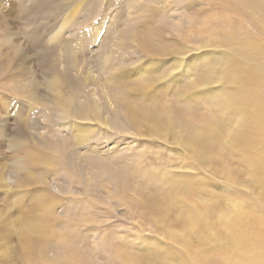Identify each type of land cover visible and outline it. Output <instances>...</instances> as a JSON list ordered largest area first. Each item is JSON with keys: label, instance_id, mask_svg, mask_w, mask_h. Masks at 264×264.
<instances>
[{"label": "rangeland", "instance_id": "rangeland-1", "mask_svg": "<svg viewBox=\"0 0 264 264\" xmlns=\"http://www.w3.org/2000/svg\"><path fill=\"white\" fill-rule=\"evenodd\" d=\"M256 1L0 0V264H127L126 253L143 250L159 251L163 264L170 247L182 248L169 235L189 204L158 219L149 204L186 195L177 185L187 181L212 230L192 241L228 248L220 219L241 203L264 204L250 165L264 153V75L255 72L264 58L239 39L262 38ZM139 34L162 53L147 54ZM151 75L164 77L143 96L171 121L167 136L138 132L124 106L108 104L111 79L131 90ZM86 100L98 102L99 117H74ZM244 109L260 114L248 143L234 136ZM75 121L91 127L76 140ZM209 126L223 147L197 154L189 140Z\"/></svg>", "mask_w": 264, "mask_h": 264}, {"label": "bare ground", "instance_id": "bare-ground-1", "mask_svg": "<svg viewBox=\"0 0 264 264\" xmlns=\"http://www.w3.org/2000/svg\"><path fill=\"white\" fill-rule=\"evenodd\" d=\"M237 1L240 4H244L249 0H237ZM255 2L259 3L256 0ZM260 8L261 10H263V14H264V5ZM236 29L237 27L232 31L233 36H231V38H234L236 40L240 39L241 42L247 44L249 46L248 50L250 52V55H252V57L255 54H258L264 58V26L261 30V35H260L262 38L256 37L255 34L251 35L252 33L249 34L250 36L249 35L245 36V34L242 33L243 37L239 38ZM152 31H153L152 29H148L146 33L153 34ZM225 35L226 34L224 33V36ZM138 38L140 39L141 46L143 47L144 50H146L147 54L156 55L157 53H162L161 51H159V48L157 46L155 47L154 44L148 42L149 40L145 38V35L139 34ZM262 57L261 59H263ZM255 66H257V69H255L256 76L264 75V65L262 66V68L258 64H255ZM238 73L242 77V72L238 71ZM149 77L150 78L145 76L144 77L145 79L142 80L145 83L139 86V88L131 89V90L121 88L123 84L120 85L121 82L119 84H116L117 81L116 78L111 79V82L114 84H110L109 88L111 90H115V93L107 95L108 104L110 105V107L112 106V103L115 104L114 106L116 107L121 108V106L122 107L124 106L128 110V113L125 114L124 116L126 118H130L131 125L138 132L140 131L142 132L143 130H146V132L150 133V135L152 136L153 135L167 136L169 135L172 129L174 130V128L171 127L172 125L171 121L167 119L161 111L159 112L158 109L154 110L153 106L152 107L148 106L149 103L147 100L144 99L146 97L143 96V92H145L144 94L147 93V95H149L150 93L153 94L151 87L155 83L156 78L160 79L163 78L164 76L151 75ZM57 98L58 101H60V103L64 102V97L62 96L61 92L58 94ZM159 105H162V103H159ZM135 107H137V109H135ZM76 108L77 110L76 113L74 114V117L79 118L78 116H83L85 114H87V117L89 119L99 117L98 113L100 112V107H98V102H96V100H92L90 102L86 100L84 104H79L78 107ZM240 112L242 113L243 116H245L241 120L242 122L241 127L243 129L240 132H235L234 136L238 139V141L240 142L246 141L248 143L253 141V138L256 137L254 135L255 130L253 131V129L254 128L256 129V125H257L256 121H258L257 116L260 114L250 115L249 109H244ZM263 112L261 114H263ZM71 126H72L71 138L74 140H76L77 138L84 137L88 132V130L91 128L90 126L84 125L82 123H78L77 121L73 122ZM185 131H186V135L190 137L191 134H189V129ZM258 135H260V133L257 132V136ZM189 145L191 147L195 146L196 150L194 151H196L197 154L200 153L201 155L204 153H209L213 155V153L210 152L222 148L223 142L220 140L219 133H217L216 129L213 130V128L209 126L208 128L204 129L202 133L194 136L193 139L189 140ZM191 147L189 148L191 149ZM241 149L246 154L249 152L247 146H244ZM243 152H239V153L241 154V156L244 157L246 156V154ZM256 158L258 159L252 161L250 165L252 164L255 167V172L257 176L260 177L258 180L256 179L255 180L258 181L259 185L261 184L264 188V177L258 174L260 171H257V168H260L261 170H263L264 168V161L260 159L262 158L264 160V153H260L259 156H257ZM170 178H172V176ZM110 179L113 184L115 183V181L119 179L120 186L123 185V182L121 181L122 179L119 178V176H117V180H116V175L114 173H110ZM182 184H178L177 188L186 189V195L183 196L182 195L178 196V194L177 196L173 195L176 199L173 197L170 198L163 195L156 197L155 195V198L153 197L154 198L153 200L155 201L149 204L150 207L148 209V213L150 215L151 214L157 215V219L159 215H161V217L166 218V216L169 215L168 213H170V211L174 210L178 206L181 205L185 206L186 205L185 203L187 202L189 204V206H185L186 210L183 212L184 215H179L178 217L180 219V223H179L180 228L178 230L171 231L172 233L170 232L171 235L173 236L169 235L170 238L172 239V243L175 244L176 242L177 243L180 242L182 248L181 249L179 248L178 250L177 248H175V246L173 247L172 246L173 244L170 242L171 243L170 245L172 246L170 248H172L173 250L171 249L172 252H169L167 256L166 253L164 254L163 256L164 258L162 257L163 264H168V262H170L171 260H176V259L180 260L179 263L185 262L186 264H264V204L258 203L253 206L251 205V207L249 208V206L241 203L235 209L236 214L233 215L232 218L226 217L227 220L220 219L221 221H219L220 224L219 227L223 228V230L222 229L220 230L218 229V230L224 236L223 238L227 240L229 246L226 249L219 248L218 250H215V252H212L213 249L212 251L205 249L203 244L204 240L198 241L195 240L196 239L195 238L194 240L198 241L197 244L194 241H192V239L196 237L197 234L199 235L203 234L205 236V241L209 240L210 239L209 236L212 230L209 224L208 217L204 216V214L197 211V207L193 205L191 201L192 199H190L191 198L190 195H192L196 189L194 187V184L192 185L191 181L183 182ZM199 184H201V182H199ZM142 202L144 201L142 200ZM206 209L208 211V208ZM193 210H195L196 213ZM149 218L150 217H148V219ZM155 221L157 223L156 219ZM166 235L168 236V234ZM230 248H234L236 252H234L233 254L230 253ZM143 251H144L143 254L136 257L127 254L125 251L126 253L125 258L127 264H155V259H156L155 257H157L159 251L156 253H154L155 251L152 253H149L146 250Z\"/></svg>", "mask_w": 264, "mask_h": 264}]
</instances>
